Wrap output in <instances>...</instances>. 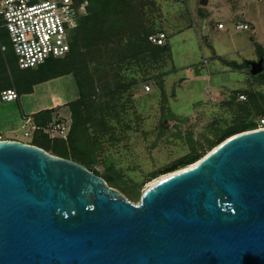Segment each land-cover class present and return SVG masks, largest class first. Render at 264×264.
I'll return each instance as SVG.
<instances>
[{"label":"rangeland","instance_id":"rangeland-1","mask_svg":"<svg viewBox=\"0 0 264 264\" xmlns=\"http://www.w3.org/2000/svg\"><path fill=\"white\" fill-rule=\"evenodd\" d=\"M121 2L128 20L166 33L170 52L145 64H112L97 48L80 46L69 58L34 71L18 67L5 40L10 49L2 82L20 97L0 98V133L29 142L21 128L23 115L53 109L71 116L79 128L73 136H78L80 157L94 155L91 168L139 203L149 183L185 154L206 150L227 129L264 117V0ZM248 17L250 29H237ZM219 22L225 29L218 28ZM261 59L263 68L254 73ZM73 106L80 110L77 118ZM69 136L35 132L30 143L60 144L75 160Z\"/></svg>","mask_w":264,"mask_h":264},{"label":"water","instance_id":"water-1","mask_svg":"<svg viewBox=\"0 0 264 264\" xmlns=\"http://www.w3.org/2000/svg\"><path fill=\"white\" fill-rule=\"evenodd\" d=\"M0 264H264V128L149 184L139 203L78 161L0 140Z\"/></svg>","mask_w":264,"mask_h":264},{"label":"trees","instance_id":"trees-1","mask_svg":"<svg viewBox=\"0 0 264 264\" xmlns=\"http://www.w3.org/2000/svg\"><path fill=\"white\" fill-rule=\"evenodd\" d=\"M127 13L128 12H126L122 7L121 0H90L86 10L81 15L79 26L72 31L71 50L69 53L62 58H51L45 63L39 65L37 68L27 69H35L34 71H36L42 68L44 64L47 65L50 63L54 66L56 65L57 61L69 58L80 46L82 49H89L93 51L95 48H97L100 52H102L103 55H105L109 63L111 62L112 64H121L127 61L131 63L134 60L138 63L145 64L153 60L159 61V58L170 52V48L166 46L167 44H154L149 39L150 35L161 31L152 30L142 20L139 22H135V19L128 20L127 18L130 17ZM3 42L5 43V40ZM10 47L13 51L12 46ZM8 48L9 47H7L5 51H2L0 48L1 53H3L0 55V93L5 89L13 88L5 87L2 82L3 71L5 69V60L8 59L6 51L8 52L10 49ZM15 61L18 65L16 55ZM80 88H83V85H80ZM82 93V96H85V92ZM95 105L96 104L93 102V106ZM100 107L103 109V105H100ZM79 112L80 110L73 106V114L75 115V118L79 116ZM52 117L53 109H48L44 115L37 114L34 116V120L38 126H45L52 120ZM257 127L258 122L255 121L242 122L236 126H233L227 129L217 140H209L210 143L206 150L201 152L193 150L185 154L178 162H176V164L173 165V167L161 172V174L166 175V173L168 174L169 172H173L187 165L195 163L228 137L242 131L256 129ZM78 129L79 128H77L76 124H72L70 130L72 135L69 136V142L72 149L74 150L75 160L86 167H89L90 170L100 174L97 170L91 168V165L96 161V157L94 155H91L86 160L82 159L77 152L76 142L78 140V136H73V133H75ZM37 132H40L46 137L48 136L41 130H38ZM48 142L49 141L37 139L36 142L33 140L31 143L40 146L47 151L51 149L54 154L67 158L68 155H64L67 151L63 150L64 148L62 149L60 144H54L51 146ZM104 178L107 179L105 176Z\"/></svg>","mask_w":264,"mask_h":264},{"label":"built area","instance_id":"built-area-1","mask_svg":"<svg viewBox=\"0 0 264 264\" xmlns=\"http://www.w3.org/2000/svg\"><path fill=\"white\" fill-rule=\"evenodd\" d=\"M90 0H0V48L7 49L3 42L9 40L20 68H37L51 58H62L71 50L72 31L79 26L82 13ZM222 22L218 28H223ZM237 29L248 30V22H239ZM158 45L166 44V33L161 31L149 36ZM20 95L15 88L0 93L3 101H14ZM72 126L71 116L60 112L53 114L45 126H38L31 116L24 115V136L32 140L41 130L50 137L67 140ZM264 128V117L256 129ZM0 133V140H7ZM10 140V139H8ZM20 140V139H13ZM22 141V140H20ZM26 142V143H30ZM31 144V143H30Z\"/></svg>","mask_w":264,"mask_h":264},{"label":"crops","instance_id":"crops-1","mask_svg":"<svg viewBox=\"0 0 264 264\" xmlns=\"http://www.w3.org/2000/svg\"><path fill=\"white\" fill-rule=\"evenodd\" d=\"M250 16V15H249ZM246 20L247 21H250L251 22V20H250V18L248 17V18H245V19H243V21L242 22H246ZM249 23V22H248ZM250 24V23H249ZM219 29H225V25H224V27L223 28H219ZM3 101V100H2ZM9 102H11V101H9ZM55 112H53V114H54ZM65 115H67V114H65ZM24 116V115H23ZM69 116V115H68ZM31 118H32V120L35 122V120H34V117L33 116H31ZM53 118V117H52ZM23 124H24V122H23ZM22 124V125H23ZM22 125H21V128H22ZM54 138H61V137H54ZM62 139V138H61ZM26 142H28V141H26Z\"/></svg>","mask_w":264,"mask_h":264},{"label":"bare ground","instance_id":"bare-ground-1","mask_svg":"<svg viewBox=\"0 0 264 264\" xmlns=\"http://www.w3.org/2000/svg\"><path fill=\"white\" fill-rule=\"evenodd\" d=\"M165 176H167V174H166V175H162L160 178H163V177H165ZM160 178H158L157 180H159ZM157 180H155V181H157ZM155 181H153V182H151V183H149V184H152V183H154Z\"/></svg>","mask_w":264,"mask_h":264}]
</instances>
